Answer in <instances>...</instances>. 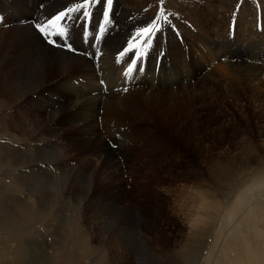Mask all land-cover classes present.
I'll list each match as a JSON object with an SVG mask.
<instances>
[{
	"label": "rangeland",
	"instance_id": "1",
	"mask_svg": "<svg viewBox=\"0 0 264 264\" xmlns=\"http://www.w3.org/2000/svg\"><path fill=\"white\" fill-rule=\"evenodd\" d=\"M44 1V3L52 2V0ZM153 1L148 2L147 7L151 8L152 6L155 15H149V17L153 19L160 12H163L164 15L161 21L167 25L170 32L175 34L174 42L168 44L171 50L166 52V56L169 60L171 59L170 61L177 71L185 74L187 70L186 64L184 66L186 58L195 55L203 62V75H208L216 81L224 80L227 82V87L231 84L232 87L234 85V90L240 94L239 98H234V95L232 97L227 90H222L220 94H213V91L210 96L211 99H204V101L211 100L217 110L236 116L235 125L223 131L217 129V125H215L211 134H209V131H199L200 145L207 146V149H209L206 150L208 153L200 149L197 151L198 166H196V171H194L196 174L194 175L187 164L183 162V156H180L181 152L175 150L167 149L164 151V148L156 154L158 159L171 162L167 166L157 169L156 166L147 164L137 167L135 163L140 164L141 157L124 156L120 152L118 153V150L112 156L113 159L116 158L118 161L119 168H116L109 167V165L102 166V157L99 158L93 154L75 156V151H67L66 148H61L60 152L65 151V155L69 157L68 163H65L66 168L64 166L60 168L61 170H51L49 173L37 171L38 175H44L43 177L48 175L49 180L40 182L39 188L48 189L49 192L53 193V196L56 194V199L52 197L50 202H54L53 208L59 209L57 220L50 219V221H46L42 227L47 228V230H42L40 226L41 229H32L33 233L30 232L31 235L29 231H25L23 241L26 243L27 240H30L28 246L31 248L22 249L21 255L19 253L15 255L13 249L16 243L5 241L4 234L2 235L4 232L0 229V264H42L41 258L45 254L58 258L60 257L58 250L64 248V240L68 241L67 243L64 242L65 248H70V235L68 233L72 230L81 232L80 234L84 236L87 245L93 248L85 260L86 263L83 264H92L91 260H98L102 264H166L172 255L182 251L187 254L189 252L192 256L191 264H264V139L257 134L261 126H264V92L259 89L252 91L250 88H241L236 81V73L227 66L228 62L224 58L216 56L214 52L209 51L207 48V41L211 37L216 39L234 34V15L236 12L237 16V12L241 10V5H243L242 10H247L246 7H249L247 11H250V6H252V13L255 16V18L251 15L247 16L254 23L246 24V29H253L254 27L264 40L262 5L255 0H236L232 12H229L230 19L229 16L226 18L227 21L222 17H217L214 21L212 16L215 15L214 10L216 11V9H207L206 7L199 8L197 12H191L193 19L188 18L185 20L183 15L190 13L189 10H186L188 8L185 10L177 8L181 6L178 4L181 0ZM78 2H81V0L73 2L72 7ZM166 3H172L173 7H168L165 5ZM112 4L123 5L124 7L129 5L127 0H113ZM257 7L260 8L257 9ZM51 8L52 5L44 9L41 8L42 10L39 9L40 23H46L54 13L64 10V7H61L54 12V9ZM0 9L2 10L1 3ZM220 12L219 15L221 16ZM38 15L36 18H38ZM123 15V13L117 12L112 17V31L117 30L119 32V21ZM95 16V14L92 15L91 20H94ZM88 19L89 17L87 20L84 19L82 28L80 26L76 27V22L72 26L70 24L72 18L59 22L58 27L50 28L51 33L58 32L60 27H63L66 32V35L62 38L56 35L47 37L54 40L55 44L47 43L45 36L41 34V37L38 34L35 28L36 19H29L27 22L31 24L49 47L55 49V51L49 48L43 49L40 53L43 59L50 60L58 57L63 60L68 58L72 59V63H74L73 56H84L78 50L73 51L74 43L84 49L93 48L99 43L98 35H106L107 30H109V28H106L103 34V31L98 28L95 37H88L89 31L86 26L89 24ZM258 19L261 20L260 29L257 27ZM151 21L145 22V24L148 25ZM7 22L11 24V18ZM226 24L228 25L226 26ZM5 25L8 27V23ZM132 27L129 33L130 36L128 34V38L123 43H118V47L115 46V50L111 51L113 58L119 53L116 52L117 49L133 37L135 31L143 28V25L136 27L137 29H132ZM175 29L177 31L182 30L180 35L177 36ZM193 34L196 36V41L192 38ZM110 38V34H107L102 38V41L106 40V44H110ZM137 40L138 49H140L141 38ZM66 45H69L73 50H69ZM250 51L251 58L254 54H251ZM97 52H101L100 48L97 49ZM66 53H70L71 57H68ZM105 55L103 54V56ZM2 56L4 55H0V59H3ZM108 58H105L106 67L103 66L105 72H109L112 68ZM183 58L184 60H182ZM114 60L116 63L120 62ZM96 65H98V68L101 66L98 63ZM94 66L91 63L86 71H72L71 75L70 73L65 74L61 79L62 84L66 86L71 83L78 89L81 88V91L84 90L86 86L92 85L89 82L90 79L99 73L93 72L95 70ZM120 67L118 70L122 69ZM0 74L2 75V71ZM114 75H117V73ZM98 78L99 80L96 81L95 85L98 88L97 91L102 86L103 94L98 92V96L100 102L104 104L107 101L105 93L108 91L113 89L114 92H127L133 85L134 88L138 86V84L135 85L137 82L128 83L127 88L123 86L126 83L119 80L118 86L104 89L101 79L104 80L105 78H101V76H98ZM97 83L101 86L98 87ZM172 86L173 90H179L181 84H173ZM97 91L95 89L90 96H96L94 92ZM53 97L56 98L58 95H53ZM58 106L55 104V108H58ZM24 108V106H16V109H13L14 118L12 116L8 117V121L17 126L13 129L20 134V136L15 134V137L22 138L20 141L25 140L40 146V141H43V139L39 140V136L36 137L39 131L35 129L34 125L40 118L35 116L36 113H33V115L29 113V109ZM243 115H245L246 120L241 119ZM23 120L28 123L26 124ZM98 122L101 123L99 118ZM243 126H246L248 131L241 135L237 130ZM21 128H25L26 132H29L28 137H21L23 132ZM18 138H15L16 142H18ZM46 144L47 147L64 145L60 138L52 139L51 137L48 138ZM110 144L108 143V145ZM81 145L78 142L75 144V148ZM143 155V160H146L149 153ZM6 174L5 171L0 169V199L5 200V206L7 205L18 212L17 207L21 200H28V203L33 204L36 199L27 197L29 186L23 184L21 188L14 184L15 187H9ZM23 176L27 177L25 174ZM35 176L37 175L33 177ZM11 194H14V197H8ZM52 222H62V224H59V227L60 225L61 227H57L58 224ZM48 227L51 230L48 231ZM61 233L68 236H60ZM26 234L28 235L26 236ZM25 238L27 239L25 240ZM59 244L61 247H59ZM12 252L14 253L13 256ZM14 256L18 257L14 258ZM50 264L69 263L63 259H58V261L51 260Z\"/></svg>",
	"mask_w": 264,
	"mask_h": 264
},
{
	"label": "bare ground",
	"instance_id": "2",
	"mask_svg": "<svg viewBox=\"0 0 264 264\" xmlns=\"http://www.w3.org/2000/svg\"><path fill=\"white\" fill-rule=\"evenodd\" d=\"M151 1L153 0H127L129 4L127 7L112 4L109 9V23L106 26V28H109L106 35L110 34V44L112 46L106 44V40L102 41V38L106 35H98L99 43L90 49L76 46L71 40L74 43L73 51L78 50L84 55L73 56L75 62L72 63V59L68 58L63 60L58 57L50 60L43 59L40 54L41 51L45 48L53 49V47H49L40 38L41 33L36 30L39 36L27 20L36 19V24L40 23L39 9L52 5L54 12L61 7H64L65 10V8L72 7L73 2H77V0H52L51 3H44V0H0L2 6V10L0 9V55H4L2 56L3 59H0V70L2 71V75L0 74V169L7 173L6 178L9 187H15L14 184L19 187L23 186V184L27 185L29 186L27 192L29 195L27 194V197L36 199L34 203L32 202L33 204L28 203V200H21L17 207L19 209L18 212L7 205L5 206V200L0 199V229L4 232L2 235L4 234L5 241L16 243L13 249L15 255L18 253L21 255L22 249L31 248L28 246L30 240H27L26 243L23 241L25 231L33 233L32 229L38 230L40 226L45 225L46 221H50V219L55 221L58 217L59 209L53 208L54 202H50V199L52 197L55 198L56 194L53 196V193L49 192L48 189L39 188L40 182L49 181L48 175L43 177L44 175H38L37 171L49 173L51 170H61L60 168L64 166L66 168L67 165L65 163H68L69 157L65 155V151L63 153L60 152L61 148L63 149L64 147L67 151H75V156L93 154L99 158L102 157V166L109 165V167L113 166L116 168H119L118 161L115 157L116 160L113 159L112 156L118 150V153L120 152L124 156L141 157V162H139L141 165H137V162L135 163L137 167L147 164L154 165L157 169L167 166L171 162L158 159L156 154L160 153L164 148V151L167 149L175 150L181 152L180 156H183V162L187 164L194 175L196 174L194 172L196 171V166H198V159H196L197 151L200 149L206 152L209 149H207V146L200 145L199 138L201 137H199V131L205 130L211 134L215 125H217L216 128L220 131L235 125L236 116L217 110L211 100L204 101L205 98H210L213 91V94H220L222 90H227L232 97L234 95V98H239L240 94L234 90V85L232 87V84H228L229 87H227L226 81H216L208 75H203V62L195 55L188 56L185 60L184 66L186 64L187 70H185L187 74L177 71L171 63V59L169 60L168 56H166V52L171 50L168 44L174 42L175 34L169 31V28L161 19L157 20L159 30L150 37V45L141 44L139 51L143 52L144 55L130 74H126V71L131 60L135 59L133 53H129L119 63L115 62L114 59L117 60L120 51L127 45L124 43L117 49L116 52L119 53L114 58L111 51L115 50L114 47L118 43H123L128 38L131 27L133 25L137 26H133L132 29L141 25L145 27L147 26L145 22L157 18V15L153 19L149 17V15H155L152 6L151 8L147 7V3ZM200 1L181 0V2H178L181 5L177 7L178 9L183 8L185 10L188 8L186 10H189L190 14L186 13L183 15L185 20L188 18L193 19L191 12H197L199 8L206 7L207 9H216V11L214 10L215 15L212 16L214 21L217 17H222L227 21L226 18L229 16L230 19L231 15L229 12L236 2V0ZM255 1H259L262 5V25L264 26V0ZM167 3L165 5L173 7L172 3ZM105 6V3L101 2L94 4L90 8L89 24L86 25L89 31L88 37H95V32L99 28V25L104 23L103 11ZM242 8L243 5H241V10H238L237 16L236 12L234 15V34L216 39L211 37L207 41V48L209 51L214 52L216 56L224 58L228 62L227 66L236 73V81L240 84L241 88H250L252 91L259 89L261 92H264V40L253 26L254 30L252 28L246 29V24L254 23L251 19L247 18L248 15L255 18L254 13H252V6H250V11H247L249 7H246L247 10H242ZM219 11H221V16L219 15ZM117 12L124 14L119 21V32L117 30L112 31V17ZM94 14L96 15L95 19L91 20ZM37 15L38 18H36ZM71 16L73 20L70 21V24L73 26L74 22H76V27L80 26L82 28L84 19L77 18L82 17V13H72ZM10 18L12 20L11 24L7 22ZM6 23H8V27L4 26ZM257 27L261 28L260 19H258ZM106 28L103 30V34ZM177 29L175 30L178 36L182 30L177 31ZM192 38L196 41L195 35ZM136 43L138 47V40H136ZM98 48L101 50L100 53L97 52ZM53 50L55 51V49ZM249 51L251 54H254L251 58ZM66 54L68 57H71L70 53ZM103 54L106 55L103 56ZM45 56L47 55L45 54ZM106 57H109L108 62L112 65L109 72H105L104 69L107 63ZM96 62L101 64L100 68H98ZM91 63L95 65L93 72L99 73L90 79L89 82L92 85L86 86V90L81 91V88L78 89L71 83L66 86L62 84L61 79L65 74L70 73L71 75L72 71H86L89 65L91 66ZM120 66L122 69L118 70ZM116 73L117 75H114ZM87 74L89 75V73ZM98 76L106 79V81L105 79H101L104 89L106 87L118 86L119 80L126 83L123 86L127 88L129 84L136 82L135 85L138 84V86L134 88L133 85L127 92H114L113 89L108 91L105 93L107 101L104 104L100 102L98 96V92H102L101 94H103L102 86L99 84L101 86L99 87L97 83L99 87L97 91L98 88L95 85L96 81L99 80ZM178 83L181 84L179 90H173L172 85ZM95 89L97 91L94 92L96 96H90ZM53 95H58V97L55 98ZM55 104L56 106L59 105L58 108H55ZM16 106H24L29 109V113H36L35 116L40 118V122L38 120L34 124L35 129L39 131L36 137L39 136V140L43 139V141H40V146L36 143L31 144L25 140L20 141L22 138L15 137V134L19 133L13 128H17V126L11 124L8 121V117H13V109H16ZM44 118L46 119L44 120ZM98 118L101 123L98 122ZM241 119L246 120L245 115ZM44 121L46 122L44 123ZM25 123L27 124L28 122ZM25 123L24 125L26 126ZM246 128V126H243L237 131L241 135H244L248 131ZM21 129L23 131L21 137H28L29 132H26L25 128ZM257 134L260 138L264 139V126H261ZM50 137L52 139L60 138L64 145L59 147L58 145H51L47 147L46 143ZM15 138H18V142H16ZM78 142L82 145L75 148V144ZM108 143L111 144L108 145ZM186 151L190 154V157ZM147 153H149L146 157L147 159L143 160V154ZM24 174L27 177L23 176ZM34 175L37 176L33 177ZM8 197H14V194L8 195ZM52 223H57V227H59V224H62V222ZM50 225L52 224L50 223ZM50 225L48 224L49 227ZM49 227L48 231L49 229L51 230ZM44 229L47 230V228L42 227V230ZM80 233L79 231H69L70 245H68L70 248H65L64 242L66 241L64 240V248L58 250L60 257L54 258L49 254H45L41 258V263L50 264L51 260L58 261V259H63L69 264H83L93 248L87 245L84 236ZM61 234L60 236H68L67 234ZM59 247H61L60 244ZM17 257L14 256V258ZM192 259L189 252L187 254L182 251L172 255L166 264H191ZM16 261L18 262V260ZM91 261L92 264H102L98 260Z\"/></svg>",
	"mask_w": 264,
	"mask_h": 264
},
{
	"label": "snow or ice",
	"instance_id": "3",
	"mask_svg": "<svg viewBox=\"0 0 264 264\" xmlns=\"http://www.w3.org/2000/svg\"><path fill=\"white\" fill-rule=\"evenodd\" d=\"M101 2L105 3L106 5L103 11L104 23L99 25L100 30L103 31L109 23V9L111 8L113 0H81V2L76 3L74 7L66 8L65 10L53 15L46 21V23H37L35 28L39 33L45 36L47 43L55 44L56 42L54 40L48 39L47 37L50 35H56L57 37L62 38L66 35V32L63 27H60L58 32L51 33L49 31L50 28L58 27L59 22L72 18V13H82V17L77 18H83L87 20V18L91 15L90 8L94 4ZM163 15V12H160L155 20H152L150 23H148L146 27L138 29L135 35L126 41L127 46L124 47L122 51H120L117 57V61L119 62L129 53H133L135 55V59H132L129 63L126 74H130L133 71L134 67L138 65L140 58L144 55V53L140 52L137 47V38H141L142 45H150V37L159 30V24L157 23V20L163 18ZM66 46L69 48V50H73L69 45Z\"/></svg>",
	"mask_w": 264,
	"mask_h": 264
}]
</instances>
